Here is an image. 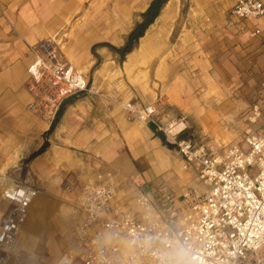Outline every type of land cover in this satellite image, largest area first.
Returning a JSON list of instances; mask_svg holds the SVG:
<instances>
[{"label":"rangeland","instance_id":"1","mask_svg":"<svg viewBox=\"0 0 264 264\" xmlns=\"http://www.w3.org/2000/svg\"><path fill=\"white\" fill-rule=\"evenodd\" d=\"M150 1L57 0L68 3L69 11L58 31L42 42L84 74L89 86L59 112L64 100L50 120L29 108L26 80L30 117H23L24 112L0 117V178L33 184L39 189L36 197L42 198L38 217L30 210V240L17 247L24 255L14 264H56L57 258H48L49 248L61 253L72 246L77 217L74 194L65 191L68 183L109 173L118 196L137 183L167 189L195 185L161 128L182 122L180 138L218 151L230 144L243 149L246 131L255 129L246 116L253 104L264 103V42L231 23L232 0H171L123 59L108 46L98 45L92 52L93 45L103 42L121 47ZM129 100L155 104V122H141L127 112ZM68 109L69 124L91 130V148L72 147L64 131L60 137ZM48 124L54 126L49 140L58 130L56 142L38 134ZM42 153L44 162L33 171L32 156ZM118 154L125 160L122 168L111 166V156Z\"/></svg>","mask_w":264,"mask_h":264},{"label":"built area","instance_id":"2","mask_svg":"<svg viewBox=\"0 0 264 264\" xmlns=\"http://www.w3.org/2000/svg\"><path fill=\"white\" fill-rule=\"evenodd\" d=\"M229 16L240 30L264 42L262 0H235ZM31 51L29 108L52 120L65 99L88 91L89 81L46 43ZM125 109L141 121L155 122V104L138 107L129 100ZM246 119L255 129L246 131L243 149L230 144L218 151L180 138L171 124L161 128L200 189L176 194L143 187L125 203L109 173L87 180L75 196L72 246L56 264H264V103L253 104ZM73 190L68 183L65 191ZM38 193L26 182L0 190V264L23 258L15 243Z\"/></svg>","mask_w":264,"mask_h":264},{"label":"crops","instance_id":"3","mask_svg":"<svg viewBox=\"0 0 264 264\" xmlns=\"http://www.w3.org/2000/svg\"><path fill=\"white\" fill-rule=\"evenodd\" d=\"M170 1L171 0H168L164 4L166 5L167 8L170 7ZM262 1L264 2V0ZM234 2L235 0H232L231 7L234 4ZM68 7H69L68 3H64V2L60 3L57 2V0H0V117H11V116L21 117L23 112H24L23 117H30V114H28L25 110V106L29 100V93L27 92L26 89V80H27L26 70H27V66L30 64V62H32L34 58L33 53L31 51V47L43 41L50 34H54L58 31V28L60 27L63 21V15L69 11ZM229 18L231 23L237 26L236 29L238 30L239 24H236L235 20L232 17L229 16ZM244 24L248 27L252 24V21H244ZM127 68H129V65H127ZM172 99L173 101H176L175 97H172ZM70 100L72 99H67V100L65 99V102H63L62 108L60 109L61 111L59 112H62L64 107L70 104L69 103ZM135 105L139 107L147 104L135 103ZM71 112L72 111L69 109L68 111H66L64 121L61 125V129L59 130L60 137L64 131L67 138H69L70 141L73 143L71 144L72 147L74 146L81 148L84 147L91 148V144L93 141V138L91 136L92 135L91 130L85 128L82 129L81 127L77 128L76 125H73L74 123L69 124L67 117L71 114ZM75 114L78 115V112H75ZM141 122L149 123L147 121H141ZM179 123L182 122L177 123L176 121V125ZM175 128L176 126L174 127V130L178 131L183 128V124L180 128L178 129ZM53 131H54V126L50 129V126L48 124L40 132H38V134L41 137L43 135L45 140L47 139V141L49 142L50 141L56 142L55 141L56 132H58V130H56L55 133L52 135V137H50V140L47 137V136H51ZM41 145L42 144L40 142V144L37 146L41 147ZM55 146L62 148L60 145H55ZM25 148L29 149L28 147ZM55 153L56 151L53 147V150L50 152V157L54 159L56 156ZM17 154L18 153H16L15 155L17 156ZM40 155L41 158H39V160L36 161L35 159L39 155L32 156L31 162L33 169L34 168L37 169V167H39L40 164L44 162L43 161L45 159L44 153ZM111 157H113L111 166L122 168L121 164L125 162L122 154H118L116 156H111ZM100 171L104 172L106 170L105 168H102V170ZM187 172L193 175L190 171ZM87 180H92V179H84L83 180L84 182L83 181L73 182V184L74 183L75 184H74V190L71 194H74V199L79 188ZM9 181L11 184L13 183V185H16V183H14L13 180L6 179L5 177L0 178V189L3 188L1 186L2 183L4 187H6ZM194 181H195V185H188L182 189H180V187L178 186H173L168 190H171L172 192L175 193L178 191L181 192L187 187H196L200 189V186L195 180V177H194ZM174 187H176V189ZM141 188H143L142 185L137 183L136 187L129 188V190H126V192L124 191L122 193V196H120L122 201L125 203H130L132 197ZM34 199L37 200L34 206H36L37 204L40 205L42 203V198L35 197ZM34 201H32L30 205L28 218L31 215L30 210L33 209L32 205ZM41 208L42 205L40 209ZM0 209H1V204H0ZM35 213L37 214V212ZM40 218L41 217H39L38 219ZM27 227L28 228H25L24 230L28 231L29 225ZM21 234L17 241V246L19 248L26 247V245L28 244V242H26L25 245H20L18 243L21 240ZM49 250L51 251V255L48 258L51 262H54L56 258H57L56 259L57 262L58 258L64 251L63 250L60 253L58 247H53V246L49 248Z\"/></svg>","mask_w":264,"mask_h":264},{"label":"trees","instance_id":"4","mask_svg":"<svg viewBox=\"0 0 264 264\" xmlns=\"http://www.w3.org/2000/svg\"><path fill=\"white\" fill-rule=\"evenodd\" d=\"M168 0H152L147 7V9L141 13L142 19L137 22L134 27L131 29V31L126 35L124 44L121 47H114L108 43H99L92 46V52H94V49L96 46H108L111 49H113L116 53H119L121 56V59L128 54L135 44L137 43L138 39L143 36L146 28L154 21L156 16L158 15L160 9L162 6L167 2ZM96 66V65H95ZM84 92L78 93L71 98H75L76 96L83 94ZM59 113L56 116V119L58 117ZM53 127V125L50 127V129ZM43 149H40L42 151Z\"/></svg>","mask_w":264,"mask_h":264},{"label":"bare ground","instance_id":"5","mask_svg":"<svg viewBox=\"0 0 264 264\" xmlns=\"http://www.w3.org/2000/svg\"><path fill=\"white\" fill-rule=\"evenodd\" d=\"M165 9V8H164ZM130 54V53H129ZM124 65H125V69H127V65H129L126 61L124 62ZM171 125H173V124H171ZM182 126V123H179V124H177L176 125V128L175 129H178V128H180ZM173 130H174V127H173ZM41 155H39L36 159H35V161L36 160H39V158H41L40 157ZM33 169V168H32ZM33 170H36L35 168L33 169ZM4 181V180H3ZM10 183V181L7 183V185H6V187H4V185H3V183L1 184V186L3 187V188H7V187H13L14 185H13V183L11 184H9ZM2 188V189H3ZM35 200V201H34ZM33 201H34V203H33V205H32V208H33V210H35V212H37V214L39 215V213H40V211H41V209H40V207H41V205L42 204H37L36 205V207L34 206L35 205V202L37 201L36 199H34ZM40 209V210H39ZM28 218V217H27ZM30 218L31 217H29L28 218V220L26 219V223L24 222V224L22 225V227H23V230H22V228H21V231H20V233H19V235H18V237H17V239H16V243H15V245H16V247H18L17 246V241H18V239H19V237H20V234H21V240L18 242L20 245H25L26 244V242H28V239L30 238V237H28V233H27V230H24L25 228H28L27 226L29 225V223H30ZM30 240V239H29ZM19 248V247H18Z\"/></svg>","mask_w":264,"mask_h":264}]
</instances>
